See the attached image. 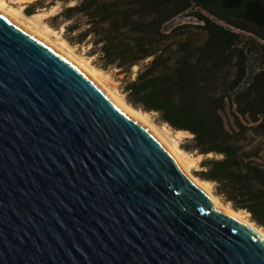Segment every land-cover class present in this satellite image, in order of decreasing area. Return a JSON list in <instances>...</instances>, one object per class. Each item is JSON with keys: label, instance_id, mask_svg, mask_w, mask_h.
Here are the masks:
<instances>
[{"label": "water", "instance_id": "95a60500", "mask_svg": "<svg viewBox=\"0 0 264 264\" xmlns=\"http://www.w3.org/2000/svg\"><path fill=\"white\" fill-rule=\"evenodd\" d=\"M0 264H264V237L0 12Z\"/></svg>", "mask_w": 264, "mask_h": 264}, {"label": "trees", "instance_id": "16d2710c", "mask_svg": "<svg viewBox=\"0 0 264 264\" xmlns=\"http://www.w3.org/2000/svg\"><path fill=\"white\" fill-rule=\"evenodd\" d=\"M71 1L32 0L23 12L60 2L48 25L122 74L126 102L188 132L184 148L203 155L197 175L264 229V1Z\"/></svg>", "mask_w": 264, "mask_h": 264}, {"label": "rangeland", "instance_id": "374dc122", "mask_svg": "<svg viewBox=\"0 0 264 264\" xmlns=\"http://www.w3.org/2000/svg\"><path fill=\"white\" fill-rule=\"evenodd\" d=\"M6 1L8 4L12 5L13 7L19 8L21 17H23L31 26H33L34 28H37L41 31L45 30V32H47V34L51 37V39H53L57 43H62L63 45H65V47L67 46L66 48H68L69 52H71L73 55H75L76 57L87 62L89 65L96 67L92 63L91 58L87 56V54H86L87 48L85 46L71 45L67 41L66 42L64 41L65 39L62 36V30H63L62 28L55 29V28L50 26L52 30L48 29L47 31L44 28V22L47 23L46 18L49 15L56 13L60 9V5H61L60 2H56L55 4L51 5L48 8H38L37 12H39V11L44 12V14H41L40 16L37 17V16L33 15L34 13L31 15H26L23 12L24 5L28 2H31L32 0H6ZM73 1H71V3ZM37 12H35V13H37ZM185 18H187V17L178 16V17L174 18V20H172L171 23L172 24L179 23V22L185 20ZM189 18L192 19V17H189ZM47 25H48V23H47ZM257 67H258V65L251 64L250 65L251 69H249V71H251L253 68H257ZM136 68H137V66H133L132 70H136ZM101 72L103 73V79H104V82L106 83V85L111 90L115 91L121 97V99L126 102V100L124 98V93L121 92V87H120L121 86L120 85V78H121L122 74L115 75L111 71H104V70H102ZM126 103H128V102H126ZM136 110H140V109H136ZM141 111H144V110H141ZM144 112L147 113L146 116L148 117V120L166 138V140L169 141V143H175L176 146L180 149L183 158L187 162V166H188V169L191 172V174L194 175L195 177H197L201 181H206L207 187L210 190V193H212V195H214V197L221 204L230 206L229 202H225L220 196L215 194L212 182L204 180L197 175L196 172H197V170L200 169V160L203 158V155L198 154L194 151L186 150L184 148V144L186 143L185 139L188 138L190 136V134L186 131H183V130L173 129L169 125H167L166 123L161 122L158 119L156 112H151V111H144ZM227 118H229V117L226 116V119ZM208 156H212V153H209ZM238 211H240V213L243 216H245L244 218H246L248 221L252 222L253 225H256L252 220H250L249 213L246 210L238 209ZM260 228H262V227H260Z\"/></svg>", "mask_w": 264, "mask_h": 264}, {"label": "bare ground", "instance_id": "6f19581e", "mask_svg": "<svg viewBox=\"0 0 264 264\" xmlns=\"http://www.w3.org/2000/svg\"><path fill=\"white\" fill-rule=\"evenodd\" d=\"M0 12L5 14L8 18H10L13 22L24 28L25 30L29 31L30 33L36 35L40 39L47 42L49 45L57 49L60 53L65 55L68 59H70L73 63H75L78 67H80L86 74H88L100 87L101 89L114 101L120 108L124 109L128 114L136 118L139 122H141L145 127H147L152 134L167 148L168 151L172 154V156L177 160L182 170L186 173L189 179L198 186L201 190L205 192L207 196H209L213 202V204L220 209L224 210L225 212L233 215L234 217L251 224L260 235L264 237V230L256 225H253L252 222L248 221L245 216H243L240 211L231 208L228 205L221 204L215 197L210 193V190L207 187L206 181H201L197 177L191 174L188 169L187 162L182 156L180 149L176 146L175 143H169L166 138L155 128V126L148 120L146 116V112L141 110H136L131 105L126 103L121 97L113 90H111L103 79L102 70L96 68L92 65H89L87 62L83 61L82 59L76 57L69 49L65 47L62 43H57L45 32V30H39L31 26L23 17L20 15V9L13 7L12 5L8 4L6 0H0ZM44 14V12H37L33 15L40 16ZM44 28L46 31L51 29L47 23L44 22ZM52 30V29H51ZM66 42V40H64Z\"/></svg>", "mask_w": 264, "mask_h": 264}]
</instances>
